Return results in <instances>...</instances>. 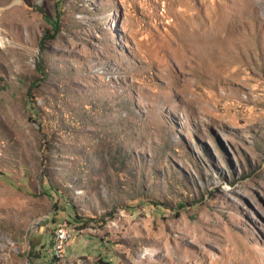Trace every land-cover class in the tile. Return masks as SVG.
<instances>
[{"label":"rangeland","instance_id":"1","mask_svg":"<svg viewBox=\"0 0 264 264\" xmlns=\"http://www.w3.org/2000/svg\"><path fill=\"white\" fill-rule=\"evenodd\" d=\"M0 264H264V0H0Z\"/></svg>","mask_w":264,"mask_h":264},{"label":"built area","instance_id":"2","mask_svg":"<svg viewBox=\"0 0 264 264\" xmlns=\"http://www.w3.org/2000/svg\"><path fill=\"white\" fill-rule=\"evenodd\" d=\"M58 232V242L56 243L54 248H60L62 246V235L64 234V228L61 230H57Z\"/></svg>","mask_w":264,"mask_h":264},{"label":"bare ground","instance_id":"3","mask_svg":"<svg viewBox=\"0 0 264 264\" xmlns=\"http://www.w3.org/2000/svg\"><path fill=\"white\" fill-rule=\"evenodd\" d=\"M66 230L64 229V234L62 235V243H63V240H64V238H65V236H66ZM58 237V236H57ZM57 242H58V238H57ZM59 249L60 248H57V251H59Z\"/></svg>","mask_w":264,"mask_h":264},{"label":"trees","instance_id":"4","mask_svg":"<svg viewBox=\"0 0 264 264\" xmlns=\"http://www.w3.org/2000/svg\"><path fill=\"white\" fill-rule=\"evenodd\" d=\"M53 27H54V28H53V31H55L56 28H57V25H54V23H53ZM177 205H178V206H182L183 204H181V203H177Z\"/></svg>","mask_w":264,"mask_h":264}]
</instances>
